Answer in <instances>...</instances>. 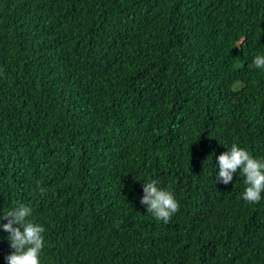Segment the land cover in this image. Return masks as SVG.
I'll use <instances>...</instances> for the list:
<instances>
[{"label": "trees", "instance_id": "obj_1", "mask_svg": "<svg viewBox=\"0 0 264 264\" xmlns=\"http://www.w3.org/2000/svg\"><path fill=\"white\" fill-rule=\"evenodd\" d=\"M257 55L264 0H0V215L32 208L40 264H264V193L217 180L233 143L264 158Z\"/></svg>", "mask_w": 264, "mask_h": 264}, {"label": "clouds", "instance_id": "obj_2", "mask_svg": "<svg viewBox=\"0 0 264 264\" xmlns=\"http://www.w3.org/2000/svg\"><path fill=\"white\" fill-rule=\"evenodd\" d=\"M250 68H264V55L255 56ZM218 182L227 185L233 181L234 174L244 177L245 190L242 198L248 203H259L264 193V158H256L245 148L233 143L228 151L218 156ZM41 193L45 191L40 188ZM141 204L147 212L164 223L179 211L180 205L173 192L158 187V181L144 182ZM32 208L24 204L4 212L0 221L13 251L5 257L7 264H40V253L44 247L45 228L29 219Z\"/></svg>", "mask_w": 264, "mask_h": 264}]
</instances>
